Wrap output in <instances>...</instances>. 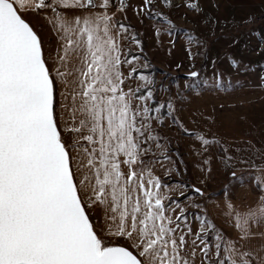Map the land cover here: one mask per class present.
<instances>
[{
	"label": "snow or ice",
	"instance_id": "6c2138e0",
	"mask_svg": "<svg viewBox=\"0 0 264 264\" xmlns=\"http://www.w3.org/2000/svg\"><path fill=\"white\" fill-rule=\"evenodd\" d=\"M256 94L247 0H0V264H264Z\"/></svg>",
	"mask_w": 264,
	"mask_h": 264
},
{
	"label": "crops",
	"instance_id": "0c3cea01",
	"mask_svg": "<svg viewBox=\"0 0 264 264\" xmlns=\"http://www.w3.org/2000/svg\"><path fill=\"white\" fill-rule=\"evenodd\" d=\"M254 102L243 106L237 105L232 108H225L223 113H217L220 117L217 125L218 130L229 137L237 140H252L256 144L264 143V98L259 94L249 97ZM224 101L213 100L212 103H220ZM203 103V101H197ZM227 104H236L235 100L226 101ZM245 113L246 121H239L238 115ZM182 151L186 150L185 145L180 146ZM166 163V161L164 162Z\"/></svg>",
	"mask_w": 264,
	"mask_h": 264
},
{
	"label": "rangeland",
	"instance_id": "374dc122",
	"mask_svg": "<svg viewBox=\"0 0 264 264\" xmlns=\"http://www.w3.org/2000/svg\"><path fill=\"white\" fill-rule=\"evenodd\" d=\"M247 6H248L249 9L255 10L257 12L264 11V7H261V0H247ZM133 22H135V21H133ZM144 39H145V44H146V51H148L150 55H153L154 63L156 64V66L158 68H163V69H165L167 71H171L172 69L167 68L166 65L161 62L164 59L163 55L162 54H154L153 41L150 38V34H149V36L144 37ZM165 39H167V38H165ZM253 43H255V41H253ZM178 55H179V53H178ZM251 59L253 60L254 63L257 64V68H258V58L257 57H252ZM173 68H174V65H173ZM173 75H177V73L173 72ZM181 75H183V73H181ZM241 79H245V78L241 77ZM181 85H183V80L182 79H181ZM173 146L175 147L176 145L174 144ZM218 179L221 180V181H224V180H226V177L225 176H220V177H218Z\"/></svg>",
	"mask_w": 264,
	"mask_h": 264
}]
</instances>
